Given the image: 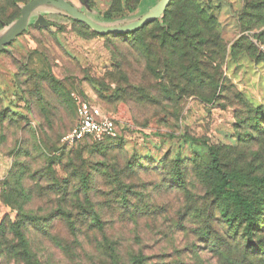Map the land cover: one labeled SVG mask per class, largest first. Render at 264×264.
I'll return each instance as SVG.
<instances>
[{
    "label": "rangeland",
    "instance_id": "obj_1",
    "mask_svg": "<svg viewBox=\"0 0 264 264\" xmlns=\"http://www.w3.org/2000/svg\"><path fill=\"white\" fill-rule=\"evenodd\" d=\"M31 1L0 0V41L19 29ZM62 1L102 32L50 2L32 9L21 34L0 48V198L15 195L12 206L0 201V225L56 216L46 233L26 231L23 254L11 252L13 232L0 236V264H264V187L253 185L264 177V0H172L135 29L164 0ZM187 15L205 20L189 40L203 52L192 61L185 49L174 65L172 38L153 23L173 34ZM212 15L215 24L206 23ZM147 25L141 33L152 60L126 39ZM80 99L115 119L114 138L64 141ZM211 149L261 212L250 243L244 228L230 233L220 216L234 209L215 193ZM14 174L28 197L14 192ZM96 222L103 231L91 228Z\"/></svg>",
    "mask_w": 264,
    "mask_h": 264
},
{
    "label": "trees",
    "instance_id": "obj_2",
    "mask_svg": "<svg viewBox=\"0 0 264 264\" xmlns=\"http://www.w3.org/2000/svg\"><path fill=\"white\" fill-rule=\"evenodd\" d=\"M256 6H257L258 10H261L257 4H256ZM6 7H7V4H5V2H3V3L0 2V14L6 9ZM188 11H190V9ZM202 16H204L203 12L200 11L199 17H202ZM162 19H163V23L167 24L166 23V16H163ZM191 19H192L191 16H188V15L185 16V19H184L182 26H178V28H180V29L176 33H173V34L170 32V25L163 26V24L162 25L159 24V20H157L156 22L153 23V24L157 23L160 26L159 29H162L161 31L164 32L165 36L169 35L172 38V41H171L172 48H170V49H171L172 54H173L172 62L174 65L176 64L175 56H177L181 52L185 51V49L189 50V52H187V53L184 52V55L186 56V55L191 54L192 61H195V59L193 60L194 55H200V54L202 55L203 51L200 52L196 48L193 50L189 46V40L192 37H194L196 28L200 24L202 25L203 23H205L204 22L205 20H203V21H201V23L197 24V23H195L196 19L192 22H191ZM215 22H216V19L214 18L213 15L206 19V23H208V24H213V23L215 24ZM153 24H150V25H153ZM148 26L149 25H147L143 28H139L138 30H135L134 32L130 33V38H126V39H127V41H130V43L133 46L137 47L142 54L146 55L149 53L148 58L150 59V58H152V54L150 52L151 51L150 49H148L149 51L147 50L148 45L145 42L146 34L141 33ZM202 34H203V32H202V28H201L200 30L196 31L195 36H201ZM125 35L127 37L128 34H125ZM181 38H183V40L180 41ZM162 40L165 41L166 38H162ZM204 43H207V42H204ZM200 45L202 46V44H200ZM150 60H152V59H150ZM178 63L179 62L177 61V64ZM197 64H195L194 66H196ZM190 66H191V64H190ZM185 68L189 69V66H186V67L183 66V69H185ZM150 69H151V67H150ZM175 69L176 68H174L173 70L175 71ZM195 86L199 87V88L200 87L203 88L202 82H200V83L196 82ZM211 87L215 88L217 90L218 84L212 82ZM210 99H212V98H210ZM254 120L256 121V124L259 125L258 118H255ZM116 134H117V132H116ZM116 134L114 136H111V137H106L103 141H100L99 143L102 144V143L106 142L107 140L114 138L116 136ZM84 142L86 143L87 141H84ZM88 142H90V141H88ZM220 165H221V162H220V159H219L217 152L214 149H211V158H210V163H209V166L207 168L208 169L207 171L210 172V174L213 177L212 178L213 179L212 184L214 186L215 193H217L220 196V199L223 200L224 204H226L227 206L230 205L234 209L233 212L228 213V207L227 208L224 207L220 210V216L225 218V224H226L227 228L229 229L230 233L237 234L240 227L244 228V235L248 237L247 241L250 243L251 242L250 239L253 236L254 231L257 230V227L259 226V222H262V219H260V220L257 219V213L261 214V212L256 211L254 209L253 202L248 197L244 196V194H243V192H241L240 188H236L237 183H240L239 176L232 174V173L228 174V173L224 172L221 169ZM17 174H14L15 175L14 177H16L15 185H17L14 188V192L18 193L20 191L21 196L26 198V197H28V194L26 193V188L23 185V181H22L23 177H22V175H17ZM177 174H178V179H180V181H182V173L177 171ZM58 183L56 182V185L58 187L61 186V187L65 188V186L59 185ZM5 184H7V182ZM82 184H83V187H87L88 181L82 179ZM253 185L255 187H257V186L264 187V177L256 178ZM4 194L5 195L3 196V200H1V198H0V201H3L4 204L12 206L13 201H14L13 199H15V195H13L12 193H7V195H6V192ZM135 213L137 214V212H135ZM55 217L56 216L53 214H51L50 216H44V217L24 215V216H21L17 220V222H15V223L3 222L0 225V236L3 237V235H5V233L7 231H10L11 233L13 232L15 237L18 239V244L11 245V247H12L11 252L15 253L17 255L23 254V252H20L21 250L19 249V247H22V249L25 250V248L27 246L26 231H28V230L29 231L30 230L36 231L37 230L38 232L46 233L47 232L46 221H48V220L51 221ZM87 217H89V215H87ZM92 218L93 219L95 218L97 221H100V219L97 217V215H92ZM99 223L100 222H96L95 225L92 224L91 228L92 229L95 228V229L103 231V226L97 225ZM91 228H88V229H91ZM71 230L73 231L71 233L72 235H77V230H76L75 226H72ZM105 243L109 244V241H107L105 239ZM260 249H261L260 251H261L262 257H264V246ZM251 250H253V249H251ZM25 252L26 251H24V253ZM112 252H113V250H112ZM232 256L234 259L233 254H231V258H232ZM115 263H118V261ZM133 264H144V262H142L140 259H137L133 262ZM236 264H238V263H236ZM240 264H243V263H240Z\"/></svg>",
    "mask_w": 264,
    "mask_h": 264
},
{
    "label": "built area",
    "instance_id": "obj_3",
    "mask_svg": "<svg viewBox=\"0 0 264 264\" xmlns=\"http://www.w3.org/2000/svg\"><path fill=\"white\" fill-rule=\"evenodd\" d=\"M117 132L115 119L108 116L99 106L88 100H78V118L76 125L64 138L73 145L84 141L100 142Z\"/></svg>",
    "mask_w": 264,
    "mask_h": 264
},
{
    "label": "water",
    "instance_id": "obj_4",
    "mask_svg": "<svg viewBox=\"0 0 264 264\" xmlns=\"http://www.w3.org/2000/svg\"><path fill=\"white\" fill-rule=\"evenodd\" d=\"M172 0H164L163 4H161L157 11L155 12V14H149L145 17H142L141 19H139L137 22H135L134 24H132L130 27V29H135L136 27L140 26L142 23H146L147 21L151 20L152 18L160 15L163 13L164 9H166ZM50 2H53L54 4H59L61 6H63V8L65 7L66 10L72 14H75L76 16H81V20L87 24L89 27H91L92 29H94L96 32H102V27L96 23L94 20H92L89 17L86 16H82L80 15V11L76 8H74L73 6L64 3L62 0H33L31 2H29L22 10V17L19 21V29L15 30L14 32L10 33L7 37H5V39L0 41V48H3L5 46H8L9 44H11V42L17 38L21 32L24 30V27L26 26V24L28 23L29 20V14L31 12L32 9L39 7L41 5H45L48 4ZM109 32L115 33L118 30L115 28H111L108 30Z\"/></svg>",
    "mask_w": 264,
    "mask_h": 264
}]
</instances>
